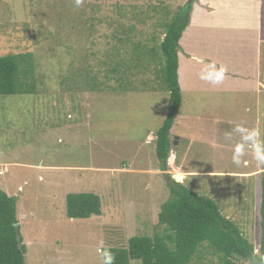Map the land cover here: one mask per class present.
Instances as JSON below:
<instances>
[{
	"label": "rangeland",
	"instance_id": "obj_1",
	"mask_svg": "<svg viewBox=\"0 0 264 264\" xmlns=\"http://www.w3.org/2000/svg\"><path fill=\"white\" fill-rule=\"evenodd\" d=\"M192 2L83 0L76 7L75 0H0V57L32 53L36 64V94L0 96V171L6 170L0 189L17 199L26 264H103L101 242L106 250L126 247L136 236L153 237L162 231L159 214L171 198L172 180L214 199L225 216L249 211L230 218L247 229L255 258H261L260 177L257 186L247 187L248 180L227 175L246 174L256 163L249 150L239 166L233 164L240 137L226 138L238 124L258 128L264 117L252 32L231 26L184 34L191 52L182 41L183 99L166 173L156 157L168 94L159 87L154 66L138 62L134 47L158 46L164 24ZM213 3L202 4L215 10L216 19L224 7ZM260 51L263 83L264 41ZM212 62L227 69L221 84L200 79L202 71L212 74ZM114 67L128 75L120 85L106 78ZM95 84L99 90L93 91ZM71 193L98 195L102 215L69 219ZM202 251L192 264H221L208 247Z\"/></svg>",
	"mask_w": 264,
	"mask_h": 264
},
{
	"label": "trees",
	"instance_id": "obj_2",
	"mask_svg": "<svg viewBox=\"0 0 264 264\" xmlns=\"http://www.w3.org/2000/svg\"><path fill=\"white\" fill-rule=\"evenodd\" d=\"M194 1L180 8L164 24V38L158 46L137 44L134 47L140 52L138 62H145L149 68L154 66L159 87L168 94L167 117L156 133L155 148L160 169L165 173L169 170V158L176 147L170 135L183 99L178 72L179 45L190 24ZM123 64L128 65L126 61ZM109 73L117 75V79ZM108 74L107 80H117L119 85L128 78L118 67L108 71ZM36 78L32 53L0 57V96L36 94ZM92 89L99 90L98 85L95 84ZM261 188L260 253L263 258L264 173ZM169 189L171 198L163 204L159 214L162 231L153 237H133L123 248L106 249L114 255V264H131L132 261H140L141 264H192L205 247L219 258L221 264L254 260L255 246L240 227L221 212L214 199L199 195L173 180ZM101 204L100 197L94 193H71L66 199V213L69 219L74 220L99 217L102 215ZM16 224H19L17 199L0 189V264H26L25 249L19 246Z\"/></svg>",
	"mask_w": 264,
	"mask_h": 264
},
{
	"label": "crops",
	"instance_id": "obj_3",
	"mask_svg": "<svg viewBox=\"0 0 264 264\" xmlns=\"http://www.w3.org/2000/svg\"><path fill=\"white\" fill-rule=\"evenodd\" d=\"M242 1L241 4H237L236 2L232 4L229 1H223V5L220 4L219 0H197L193 4L194 11L191 12V19L190 24L183 33L185 35H188L189 33H201L202 30L206 31L207 28H209L210 31H216L219 32V30L231 28V26L235 27L237 30H243V31H250L255 36L256 42H257V53L255 56V70H254V78L256 83V91L257 93H261V88H264V82H261V79L258 77V63L260 58V49L262 47L263 43V36H264V27L262 25V0H240ZM240 1L238 3H240ZM215 3L224 7L222 11H220L217 15V18L215 19L214 11H209L206 8H208L206 5H203L202 3ZM213 3V4H214ZM251 6V7H249ZM228 18L232 20V23H228ZM182 36V39L180 43L182 42V46L185 47L186 51L189 53L191 52V49L188 48L185 44V40ZM180 73V68L179 71ZM179 84L181 91V79L179 76ZM184 86V84H183ZM260 100L262 101V97H260ZM261 105V114L264 116V106L260 102ZM264 125V117L260 120H258V128H261ZM264 128V127H262ZM264 131V129H262ZM248 163V162H245ZM264 168V167H263ZM261 171L260 167H257L256 163L253 165V169L250 172H247L246 174H227L232 175L238 179H246L249 181L248 186H252L253 182L257 186V178L260 177V183L262 182V174L264 173V169ZM261 171V172H260ZM200 173H189L188 175H196ZM202 175V174H200ZM210 175V174H207ZM260 186V184H259ZM246 187V188H247ZM261 189V197H262V188ZM249 192H247L248 194ZM246 198V197H245ZM247 200V199H246ZM261 209V207H260ZM232 211L235 212L236 209L232 208ZM242 215L244 217L248 216L250 213L246 210H238V212L232 213L231 215L226 216L227 218L231 219L230 217H234L237 215ZM232 220V219H231ZM248 226V225H247ZM260 227H261V221H260ZM242 229V228H240ZM247 229L241 230L243 233L246 232ZM256 249V247H255ZM252 264H264V257L263 258H255L252 261Z\"/></svg>",
	"mask_w": 264,
	"mask_h": 264
},
{
	"label": "clouds",
	"instance_id": "obj_4",
	"mask_svg": "<svg viewBox=\"0 0 264 264\" xmlns=\"http://www.w3.org/2000/svg\"><path fill=\"white\" fill-rule=\"evenodd\" d=\"M82 2L83 0H75V6L80 7ZM211 67L212 74L202 71L200 79L213 85L221 84L226 76V67L221 65L217 68L215 62H212ZM233 133L240 137L239 142L233 147V164L239 166L250 150L257 167H264V131L260 128H247L238 124L232 129V132L226 133V138L231 140ZM97 252L103 257V264H114L115 257L110 251L103 249V242L97 248Z\"/></svg>",
	"mask_w": 264,
	"mask_h": 264
},
{
	"label": "water",
	"instance_id": "obj_5",
	"mask_svg": "<svg viewBox=\"0 0 264 264\" xmlns=\"http://www.w3.org/2000/svg\"><path fill=\"white\" fill-rule=\"evenodd\" d=\"M177 145V142L175 143V146ZM16 233H17V238L19 241V246L22 247V242H21V235H20V226L19 224H16Z\"/></svg>",
	"mask_w": 264,
	"mask_h": 264
},
{
	"label": "built area",
	"instance_id": "obj_6",
	"mask_svg": "<svg viewBox=\"0 0 264 264\" xmlns=\"http://www.w3.org/2000/svg\"><path fill=\"white\" fill-rule=\"evenodd\" d=\"M5 172H6V170L0 171V175H3Z\"/></svg>",
	"mask_w": 264,
	"mask_h": 264
}]
</instances>
